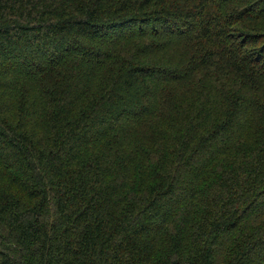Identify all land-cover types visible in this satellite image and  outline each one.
Wrapping results in <instances>:
<instances>
[{
	"label": "trees",
	"instance_id": "obj_1",
	"mask_svg": "<svg viewBox=\"0 0 264 264\" xmlns=\"http://www.w3.org/2000/svg\"><path fill=\"white\" fill-rule=\"evenodd\" d=\"M0 264H264V0H0Z\"/></svg>",
	"mask_w": 264,
	"mask_h": 264
}]
</instances>
